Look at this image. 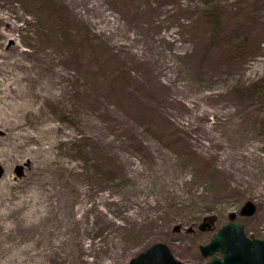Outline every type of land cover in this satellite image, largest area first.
<instances>
[{
    "label": "rangeland",
    "instance_id": "rangeland-1",
    "mask_svg": "<svg viewBox=\"0 0 264 264\" xmlns=\"http://www.w3.org/2000/svg\"><path fill=\"white\" fill-rule=\"evenodd\" d=\"M263 80L264 0H0V264L264 239Z\"/></svg>",
    "mask_w": 264,
    "mask_h": 264
},
{
    "label": "water",
    "instance_id": "water-1",
    "mask_svg": "<svg viewBox=\"0 0 264 264\" xmlns=\"http://www.w3.org/2000/svg\"><path fill=\"white\" fill-rule=\"evenodd\" d=\"M17 170L21 176V166ZM4 173L5 169L0 164V178ZM256 211L257 206L251 201L241 208L243 216H252ZM200 251L204 258L210 260L199 264H264V239L247 236L243 224L233 220L220 227L211 241L200 247ZM131 264L183 263L175 258L166 244L156 243L135 257Z\"/></svg>",
    "mask_w": 264,
    "mask_h": 264
},
{
    "label": "trees",
    "instance_id": "trees-1",
    "mask_svg": "<svg viewBox=\"0 0 264 264\" xmlns=\"http://www.w3.org/2000/svg\"><path fill=\"white\" fill-rule=\"evenodd\" d=\"M219 18H220L219 15L217 16V13H216V8H212L210 10L205 11V13H203V16H202V20L206 23V25L210 27H214V28H218L217 21L219 20ZM245 42H240L238 45H235L233 48H231L227 52L226 55H231L230 59L235 60L237 53H239L241 49H244L243 47L246 46L244 45L246 44ZM262 84H264V80L254 82L253 84H250L249 86H242L240 88L244 94L253 96L256 93H258L260 90L264 89V85Z\"/></svg>",
    "mask_w": 264,
    "mask_h": 264
},
{
    "label": "flooded vegetation",
    "instance_id": "flooded-vegetation-1",
    "mask_svg": "<svg viewBox=\"0 0 264 264\" xmlns=\"http://www.w3.org/2000/svg\"><path fill=\"white\" fill-rule=\"evenodd\" d=\"M232 217H233V215H232ZM207 262V261H206ZM205 263V262H204Z\"/></svg>",
    "mask_w": 264,
    "mask_h": 264
}]
</instances>
